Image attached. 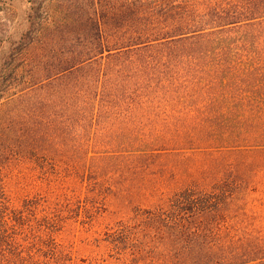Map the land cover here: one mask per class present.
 <instances>
[{"label":"trees","instance_id":"16d2710c","mask_svg":"<svg viewBox=\"0 0 264 264\" xmlns=\"http://www.w3.org/2000/svg\"><path fill=\"white\" fill-rule=\"evenodd\" d=\"M26 1L0 264H264V0Z\"/></svg>","mask_w":264,"mask_h":264},{"label":"rangeland","instance_id":"374dc122","mask_svg":"<svg viewBox=\"0 0 264 264\" xmlns=\"http://www.w3.org/2000/svg\"><path fill=\"white\" fill-rule=\"evenodd\" d=\"M44 0H38L41 2ZM45 3V2H44ZM45 6V4H43ZM30 4L26 0H2L0 1V22L6 24L5 29H9L12 34H18L26 28V16ZM110 219L113 217L108 216ZM81 255L87 257L88 253L82 251Z\"/></svg>","mask_w":264,"mask_h":264}]
</instances>
